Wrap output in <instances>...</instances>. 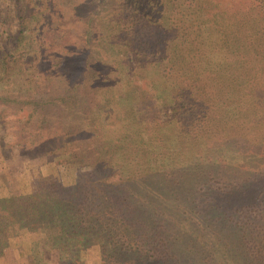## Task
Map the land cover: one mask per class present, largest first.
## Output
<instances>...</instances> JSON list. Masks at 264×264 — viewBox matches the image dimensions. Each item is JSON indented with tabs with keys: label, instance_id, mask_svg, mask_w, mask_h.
<instances>
[{
	"label": "trees",
	"instance_id": "16d2710c",
	"mask_svg": "<svg viewBox=\"0 0 264 264\" xmlns=\"http://www.w3.org/2000/svg\"><path fill=\"white\" fill-rule=\"evenodd\" d=\"M124 1V11L116 12L123 28L115 23L132 42L134 54L140 56L138 47L144 40L155 55L153 67L169 83L168 108L176 122L177 136L220 147L221 160L227 164L230 157L226 149L235 150L239 140L252 149L257 143L264 145V136H256L253 129L254 124L261 128L264 123V0ZM131 11L135 17L129 20ZM92 21L93 17H88L86 25L90 27ZM137 23L139 28H134ZM82 33L85 41L93 30L87 28ZM3 54L0 49V59ZM33 86L37 85L25 80L15 93L0 89V102L18 99L19 103L35 106L45 104L41 109L20 108L24 125L31 118L35 120L22 132H31L33 144L45 141L48 151L52 149L50 145L57 144L58 150L89 159L83 163L88 169L82 182L74 178L60 183L50 170L41 172L42 162L33 161L32 167L21 168L26 169V182L15 180L24 189H15L13 181L0 182V263L8 234L23 230L31 242L27 264L47 262V248L54 250L52 258L58 264H85L87 258H96L101 264H179L176 245H184L176 235L178 219L167 215L161 202L153 204L150 200L177 191H195L191 169L182 175L174 174L170 185L167 182L171 179L162 172L166 168L181 171V167L193 165L178 160L175 153L170 161L166 158L159 162L156 157L150 160L145 156L147 149L129 143L145 141L150 126L147 119L155 116L150 115L149 107L136 104L127 108L128 113H118L116 116L123 118L122 126L128 131L112 134L118 127L105 126L98 120L102 112L110 116V106L91 100L67 108L49 107L47 102L61 104L64 98L37 101L29 92ZM7 109L6 105L0 108V176L11 179L13 165L3 161L7 156L4 150H15L3 147L8 129L6 117H10ZM226 110L244 113L245 117L237 115L225 122L221 111ZM106 131L108 136L103 134ZM20 148L24 152L32 147L25 143ZM12 154L21 158L16 161L19 165L33 160L31 155L29 159L23 158L27 154ZM168 185L171 187L166 188ZM255 221L247 220L242 226L251 233L255 231ZM236 222L239 225L240 221ZM253 235L256 234H249ZM251 243L259 253L248 245L247 256L264 264V236ZM41 246L43 254L37 249Z\"/></svg>",
	"mask_w": 264,
	"mask_h": 264
},
{
	"label": "rangeland",
	"instance_id": "374dc122",
	"mask_svg": "<svg viewBox=\"0 0 264 264\" xmlns=\"http://www.w3.org/2000/svg\"><path fill=\"white\" fill-rule=\"evenodd\" d=\"M122 4H125L124 0H0V49L4 53L0 59V89L15 93L17 87L22 89L23 81L27 80L37 85L29 90L37 101L64 98L61 104L47 102L49 107L67 108L91 100L102 102L110 106V116L102 112L98 120H102L105 126H117L112 134L128 131V127L122 126L123 118L116 116L118 113H128L127 108L136 104L149 107L150 115L155 116L147 119L150 126L145 141L129 143L147 149L145 156L150 160L156 157L159 162L166 158L170 161L175 153L178 160L193 165L181 167V171L166 168L162 172L171 179L167 184H173L174 174L182 175L191 169L194 174L191 186L196 192L177 191L175 195L167 194L165 198L150 200L153 204L161 202L167 215L178 219H175L178 225L176 235L184 245H176L179 264H261L247 253L248 245L255 250L254 253H259L251 242L264 236V145L255 142L257 145L252 149L245 141L239 140L235 150L226 149L225 154L230 157L227 164L221 160L220 147L195 138L181 139L177 136L176 122L168 108L169 83L153 67L155 55L144 40L140 42L142 49L138 47L140 56L134 54L135 48L130 46L132 42L115 23L120 18L116 15L117 10L125 9ZM132 13L129 20L135 17ZM90 16L93 21L88 27L86 21ZM118 24L123 28L122 23ZM139 26L137 23L133 27ZM87 28L92 29L93 34L84 41L82 31ZM245 97L244 94V110ZM16 100L7 104L6 101L0 102V108L6 105V113L10 115L6 117L7 133L1 140L5 144L3 147L15 149L13 151L21 156L27 154L23 158L30 159L28 155H31L33 160L19 165L16 161L21 158L4 150L7 156L3 161L11 163L10 171L14 172L11 179L0 176V182L13 181L15 189H24V185H17L15 180L26 182V169L23 167L24 171H21V168L24 165L32 167L34 162H42L41 172L50 170L60 183L74 178L82 182L88 169L83 163L89 159L79 158L68 150H58L55 148L57 144L50 145L52 149L48 151L43 144L45 141L39 145L31 143L33 135L22 132V129L35 120L31 118L28 125H24L20 108L28 109L35 105ZM44 105L35 107L41 109ZM233 111H221L225 122L238 118L237 115L245 117L244 113ZM253 129L256 136H264V123L261 128L254 124ZM103 134L108 136L107 131ZM25 143L32 148L21 152L20 147ZM206 146L210 148L205 149ZM169 185L166 188H170ZM254 219L255 231L251 233H255L253 236L257 239L249 236L251 233L242 226L247 220ZM235 221H240L239 225ZM6 239L0 264H27L31 247L28 232L15 230ZM43 247L37 248L42 254ZM45 251H48V260L39 264H58L52 258L54 250L47 248ZM84 263L101 264L96 258H87ZM138 264L152 263L141 261Z\"/></svg>",
	"mask_w": 264,
	"mask_h": 264
}]
</instances>
